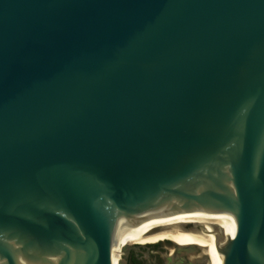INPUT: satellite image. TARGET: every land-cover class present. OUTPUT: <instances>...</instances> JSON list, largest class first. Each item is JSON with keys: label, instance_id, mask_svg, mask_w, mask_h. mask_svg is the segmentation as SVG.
Returning <instances> with one entry per match:
<instances>
[{"label": "water", "instance_id": "obj_1", "mask_svg": "<svg viewBox=\"0 0 264 264\" xmlns=\"http://www.w3.org/2000/svg\"><path fill=\"white\" fill-rule=\"evenodd\" d=\"M163 239L264 264V0H0V264Z\"/></svg>", "mask_w": 264, "mask_h": 264}, {"label": "flooded vegetation", "instance_id": "obj_2", "mask_svg": "<svg viewBox=\"0 0 264 264\" xmlns=\"http://www.w3.org/2000/svg\"><path fill=\"white\" fill-rule=\"evenodd\" d=\"M207 236V235H206ZM116 264H213L209 249L201 245H180L171 239L125 245Z\"/></svg>", "mask_w": 264, "mask_h": 264}]
</instances>
